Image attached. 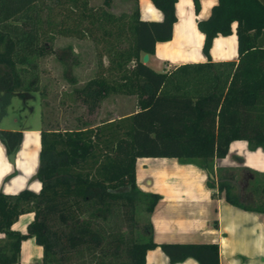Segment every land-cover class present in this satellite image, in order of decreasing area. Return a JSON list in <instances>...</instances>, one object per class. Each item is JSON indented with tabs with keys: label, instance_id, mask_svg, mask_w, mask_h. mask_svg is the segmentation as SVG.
Masks as SVG:
<instances>
[{
	"label": "trees",
	"instance_id": "16d2710c",
	"mask_svg": "<svg viewBox=\"0 0 264 264\" xmlns=\"http://www.w3.org/2000/svg\"><path fill=\"white\" fill-rule=\"evenodd\" d=\"M112 0H0V113L10 92L44 93L38 58L52 52L56 36L88 38L95 55L91 77L73 86L81 104H98L110 93L133 95L128 114L73 127L39 128L34 192L0 191V264L18 261L20 240L32 236L41 255L32 264H144V252L156 245L148 218L158 199L140 190L134 178L138 156H171L208 172L228 143L244 139L264 152V3L216 0L208 15L196 20L203 33V62H185L155 71L141 61L157 40H167L175 20V0H150L160 20H142L135 3L112 12ZM194 11L198 0H192ZM235 22L236 60L212 61L213 36L230 33ZM73 81V78H69ZM40 121H41V113ZM78 119V118H77ZM18 130L0 129L6 150ZM226 201L264 212V185L254 181L252 204L240 200L233 175L217 176ZM32 212L25 232L10 228L23 212ZM145 219L139 223V215ZM169 261L187 256L198 264H219L214 242H162Z\"/></svg>",
	"mask_w": 264,
	"mask_h": 264
},
{
	"label": "crops",
	"instance_id": "0c3cea01",
	"mask_svg": "<svg viewBox=\"0 0 264 264\" xmlns=\"http://www.w3.org/2000/svg\"><path fill=\"white\" fill-rule=\"evenodd\" d=\"M261 1L264 3V0ZM88 2L99 4L101 0ZM133 3L140 19H161L160 10L150 0H112L108 9L112 12L129 11ZM215 3L216 0H198V9L194 11L192 0H175V20L170 38L155 41L153 53L147 55L144 63L155 71H164L185 62L207 60L201 50L203 33L198 30L196 20L205 18ZM234 26L235 22H231L230 33L212 37L208 49L210 60H236ZM54 40H59L75 52L78 47L91 51L90 54L93 51L88 38L56 36ZM258 42L264 45V32L259 34ZM12 94L17 93L10 92L8 98ZM105 97L121 98L126 102L121 114H112L107 119L128 114L136 108L133 95L110 93ZM19 98L24 104L27 98L37 101L33 94H24ZM28 108L31 110L32 106ZM40 126L41 123L38 126H1L0 118V129L20 132L16 147L10 151L12 160L8 158L10 152L0 139V191L14 193L27 188L36 192L39 189L40 183L34 173L38 163ZM212 170L210 177L214 184L208 185V172L195 163L179 161L171 156L135 158L136 186L142 191L159 195L148 214L151 238L156 245L145 250L144 264H198L190 256L169 261L158 245L162 242H214L219 264H264V212L244 209L226 201L216 187L217 171L221 172L222 177L230 171L233 174L235 170H246L264 177V152L260 147L249 148L244 139L231 140L226 153L212 159ZM31 219V211L20 213L10 228L23 233ZM4 239V234L0 232V243ZM40 255V245L32 236H26L20 240L18 261L8 264H32Z\"/></svg>",
	"mask_w": 264,
	"mask_h": 264
},
{
	"label": "rangeland",
	"instance_id": "374dc122",
	"mask_svg": "<svg viewBox=\"0 0 264 264\" xmlns=\"http://www.w3.org/2000/svg\"><path fill=\"white\" fill-rule=\"evenodd\" d=\"M54 38L51 42L52 52L38 58L39 85L44 93L41 96L37 92L25 93L35 95L37 100L34 102V99L27 98L26 104L17 94H12L0 113L1 126H38L41 123L44 127H73L80 122L92 124L123 112L126 102L121 98L103 97L98 100V104L91 105L81 104L73 98L71 88L81 85L93 72L94 50L90 54L91 51L78 47L75 52ZM71 77L73 81H69ZM29 105L32 106L31 110ZM232 172L226 174L235 176V190L240 200L252 204V184L257 181L264 185V177L246 170ZM217 175L222 177L221 172L217 171ZM262 197L264 200V194ZM144 217L143 213L139 215V223L144 222Z\"/></svg>",
	"mask_w": 264,
	"mask_h": 264
},
{
	"label": "water",
	"instance_id": "95a60500",
	"mask_svg": "<svg viewBox=\"0 0 264 264\" xmlns=\"http://www.w3.org/2000/svg\"><path fill=\"white\" fill-rule=\"evenodd\" d=\"M146 59H147V54H146V53H143L142 56H141V61L144 62V61H146ZM8 158H9L10 160H12V152H10V153L8 154Z\"/></svg>",
	"mask_w": 264,
	"mask_h": 264
}]
</instances>
